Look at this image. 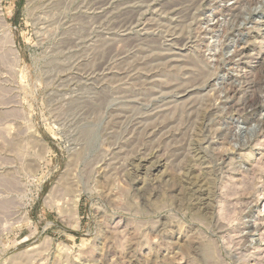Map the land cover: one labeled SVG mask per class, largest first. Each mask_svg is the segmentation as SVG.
<instances>
[{"label": "rangeland", "instance_id": "rangeland-1", "mask_svg": "<svg viewBox=\"0 0 264 264\" xmlns=\"http://www.w3.org/2000/svg\"><path fill=\"white\" fill-rule=\"evenodd\" d=\"M0 264H264V0H0Z\"/></svg>", "mask_w": 264, "mask_h": 264}, {"label": "bare ground", "instance_id": "bare-ground-1", "mask_svg": "<svg viewBox=\"0 0 264 264\" xmlns=\"http://www.w3.org/2000/svg\"><path fill=\"white\" fill-rule=\"evenodd\" d=\"M177 7V6H176ZM236 14V13H235ZM237 14H238V12H237ZM239 14H241V13H239ZM239 14H238V16H239ZM234 15V14H233ZM105 16V15H104ZM232 16V15H231ZM238 16H237V18H238ZM241 16V15H240ZM239 16V17H240ZM235 18H236V16H235ZM235 18H234V20H235ZM237 18H236V20H237ZM244 18V17H243ZM99 22V21H98ZM234 23V22H233ZM229 26V25H228ZM235 26V25H234ZM132 42V41H131ZM129 43V42H128ZM128 56V55H127ZM93 63V62H92ZM194 119V118H193ZM120 167V166H119ZM129 171V170H128Z\"/></svg>", "mask_w": 264, "mask_h": 264}]
</instances>
